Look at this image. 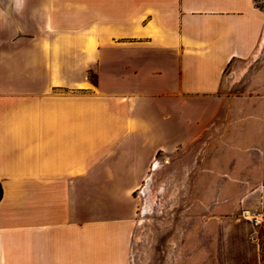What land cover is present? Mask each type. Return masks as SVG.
Listing matches in <instances>:
<instances>
[{
	"label": "crops",
	"instance_id": "1",
	"mask_svg": "<svg viewBox=\"0 0 264 264\" xmlns=\"http://www.w3.org/2000/svg\"><path fill=\"white\" fill-rule=\"evenodd\" d=\"M263 40L264 0H0V264H125L156 154L206 129L197 104ZM246 211L264 181L216 218V264H262Z\"/></svg>",
	"mask_w": 264,
	"mask_h": 264
},
{
	"label": "rangeland",
	"instance_id": "2",
	"mask_svg": "<svg viewBox=\"0 0 264 264\" xmlns=\"http://www.w3.org/2000/svg\"><path fill=\"white\" fill-rule=\"evenodd\" d=\"M56 23L65 25V18ZM254 54L226 69L220 101L197 104L218 108L206 129L156 154L159 163L134 193L125 264H216V218L264 181V111L258 113L256 99L264 40ZM256 237L264 242V223Z\"/></svg>",
	"mask_w": 264,
	"mask_h": 264
},
{
	"label": "built area",
	"instance_id": "3",
	"mask_svg": "<svg viewBox=\"0 0 264 264\" xmlns=\"http://www.w3.org/2000/svg\"><path fill=\"white\" fill-rule=\"evenodd\" d=\"M154 165V162L153 164ZM246 217H251L249 220H251L252 224L255 227H258L259 225L264 223V218L263 215L260 212H251V211H246L245 212Z\"/></svg>",
	"mask_w": 264,
	"mask_h": 264
},
{
	"label": "trees",
	"instance_id": "4",
	"mask_svg": "<svg viewBox=\"0 0 264 264\" xmlns=\"http://www.w3.org/2000/svg\"><path fill=\"white\" fill-rule=\"evenodd\" d=\"M2 196H3V188L0 182V200L2 199ZM259 240H260V245H261V260H262V264H264V242L262 241L261 238H259Z\"/></svg>",
	"mask_w": 264,
	"mask_h": 264
},
{
	"label": "bare ground",
	"instance_id": "5",
	"mask_svg": "<svg viewBox=\"0 0 264 264\" xmlns=\"http://www.w3.org/2000/svg\"><path fill=\"white\" fill-rule=\"evenodd\" d=\"M149 180V179H148ZM146 208H148L147 206H146ZM248 219H250L251 217L249 216V217H247Z\"/></svg>",
	"mask_w": 264,
	"mask_h": 264
}]
</instances>
